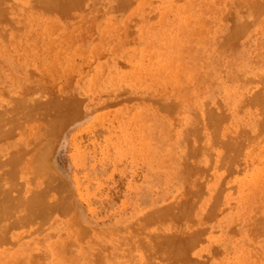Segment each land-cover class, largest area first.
<instances>
[{
    "label": "rangeland",
    "instance_id": "1",
    "mask_svg": "<svg viewBox=\"0 0 264 264\" xmlns=\"http://www.w3.org/2000/svg\"><path fill=\"white\" fill-rule=\"evenodd\" d=\"M95 1L96 3L83 0L84 3L81 1L80 7L71 10L72 13L68 12L69 17L58 14V19L57 13L54 14L49 8L48 12L47 9L43 10L41 5L38 7L36 5L38 12L35 11L33 5L36 1L33 0L0 1V5L4 6H0V13L6 14L8 18L6 20L5 17V23H2L5 27L0 30V90H2L0 103L9 104L8 100L12 101L15 94H23L21 96H25L29 101L42 99L38 101L46 105L49 110L48 114L43 115L44 117L37 116L39 118L36 117L35 122L26 120L28 124L23 120L26 126L23 121L19 125L25 127L21 128L18 125L15 126L16 129L11 127L14 131H10L12 132L9 133L10 136L8 134L7 137H0V173L4 176L3 180L0 179V189L11 186L9 188L11 196L23 195L21 198H29L35 190L39 191V188L42 190L48 186L50 189L47 194H50L45 195L47 198L44 196L48 204L61 205L58 204L56 209H54L56 205L45 209L36 216H30L32 209L30 205L23 207L24 205L18 200L17 205L4 206L13 211L4 212L3 207L0 208V262L8 257L12 258L13 264H142L140 262L144 264L198 262L199 264L201 261V264H241L236 260V255L242 251L247 264H264V170L260 172L259 179L255 183H250L251 176H254V172L259 167L258 164L264 166V147H261L264 145V137L259 131L264 132V124L261 126L260 123L264 118V106L257 103H246L245 106L241 101L239 106L233 107L231 100L235 99V95L230 97L232 95L229 93L231 90L232 94L241 92L245 97H251L255 92L264 94V0H259L261 2L258 3L256 2L258 0L253 1L252 5L242 0H220L221 3L218 0H153V2L128 0L130 4L124 3L123 9L112 5L109 0ZM81 5H84V8ZM254 5L257 9H253ZM225 8L230 10L226 11ZM40 9L44 13L40 14ZM255 11L259 13L256 14ZM45 12L49 13V16ZM52 14L57 19V21L54 19L53 22L56 24L53 23V26ZM31 16L34 19L30 18ZM186 16L189 21V31H183L178 35L182 39L178 55L175 47L165 48L163 45L159 46L156 41L150 42L151 37H157L155 35H165L168 38L176 31L177 20ZM47 17L48 19L50 17V20ZM137 18L141 20L138 21ZM29 21L32 23L30 24ZM34 23L36 26H33ZM64 23L68 29L63 25ZM236 27L240 29L242 35L238 36ZM42 47L45 50H41ZM49 48L52 50L50 51ZM157 52L159 54H156ZM166 54L171 55L170 59L174 67H178L177 70H172L174 73L161 69L159 75L147 77L143 75L144 78L129 79L132 63H140L146 67L148 57L155 62L159 57L164 58ZM52 56H56V59ZM51 62L53 64H50ZM124 65L127 68L123 67ZM68 66L72 67L70 72L65 70ZM52 70L58 76L52 73ZM44 78L48 83H44ZM123 90L127 91L123 92ZM161 98L167 103L172 99V103L175 100L177 102L168 104L171 105L170 107L168 105L160 107L156 101ZM50 106H53V109ZM69 106L77 109H73L70 120L59 127L60 129H53V133L52 131V134L49 133L55 134L54 136L50 135L49 138V134L36 133L41 136L39 139L42 140V144L41 140L37 139V142L31 139L32 132L30 134L29 132L38 128V122L40 123L38 130L41 132L43 126H47L46 129L50 127L46 122L55 117L59 109L65 110ZM162 108H169V111ZM200 109L203 110V114ZM259 109L261 110L258 112ZM209 110L213 115L214 112L217 114L222 112L219 115L223 118L220 116L219 127L217 124L218 128L214 129L215 131L209 130L206 134L208 128L205 130L198 125H201L199 124L201 118L205 117V113ZM261 111L263 114H259ZM248 115L252 118V122L255 121L253 128L249 126L251 122L248 120ZM40 121L46 122L41 124ZM33 123L36 128L32 127ZM242 128L244 131L241 130ZM246 130L252 133L248 134ZM22 131L24 134L21 133ZM237 135L242 137L241 140ZM242 135L246 138L243 139ZM257 137L261 140H257ZM236 138L237 142L234 141ZM231 140L234 143L230 145L228 141ZM242 140L246 146L241 143ZM256 140L259 143H256ZM24 141L29 142L24 143ZM35 143L39 144L35 146ZM40 144L43 150L45 148V153L43 154L42 151V162L37 168V163H34L35 161L32 163L30 155L42 150ZM17 145H21L23 149L28 145L26 148L29 150L25 153L26 156L23 155L28 159L24 158V160L22 157L24 163L17 161L13 174L7 177L4 173L8 170L6 158L10 156L9 153H14L19 148ZM31 146L36 149H32ZM237 149L240 150L239 154L236 153ZM226 156L230 157L226 158ZM46 157L47 159H44ZM44 161L48 166L44 165ZM219 161L225 163L220 164ZM232 161L235 163L233 164ZM232 165H235L234 168ZM236 165L244 170L241 171ZM250 169L254 174L248 177ZM183 203V206L188 207L190 211L185 216L180 213L184 209ZM19 207L21 209L18 210ZM173 208H176L174 212ZM206 211H210L208 212L210 214ZM183 217H186V220ZM171 232L173 235L170 234ZM186 232L194 233V237L195 234L199 236L194 238L197 241H193L191 247L189 245L186 252L187 260L184 258L175 260L169 249L179 244L181 240L178 238L186 236ZM155 235H159L157 237L159 242L165 239L169 240L168 243L158 242L156 246L153 242ZM164 235H167V238H164ZM157 255L161 256L156 257ZM152 257L155 259L153 260Z\"/></svg>",
    "mask_w": 264,
    "mask_h": 264
},
{
    "label": "bare ground",
    "instance_id": "2",
    "mask_svg": "<svg viewBox=\"0 0 264 264\" xmlns=\"http://www.w3.org/2000/svg\"><path fill=\"white\" fill-rule=\"evenodd\" d=\"M0 1H2V0H0ZM33 1H36V3H34L35 5H33L34 7L37 5V7L39 6V5H41V7L43 8V10H45V9H47V12H48V8L49 9H51V10H53L52 12L55 14V13H57L56 15H57V19L59 18L58 16V14H62L63 16L65 15V17H67V15H68V17H69V14L70 13H72L71 12V10H76V7H78L79 5H80V2L82 1L83 2V0H33ZM90 1H93V3H96V1L95 0H90ZM95 1V2H94ZM128 0H109V2H112V5L114 4V6H120V7H122L121 9H123V7H124V3H126ZM130 1V0H129ZM217 1V0H216ZM215 1V2H216ZM223 1H227V0H223ZM235 1V0H234ZM241 1V0H240ZM253 1H256V0H242V2H244V3H246V4H248V5H252V4H254V2ZM81 2V3H82ZM133 2H135V1H133ZM143 2H144V0H143ZM152 2H153V0H152ZM218 2L219 3H221L220 2V0H218ZM257 3L258 2H261V1H256ZM264 2V1H263ZM263 2H262V5H263ZM84 3V2H83ZM91 3V2H90ZM105 3V2H104ZM128 3V2H127ZM126 3V4H127ZM234 3V2H233ZM0 4H1V2H0ZM125 4V6H127L128 4H130V3H128L127 5ZM144 4H146V3H144ZM225 4V3H224ZM227 4V3H226ZM235 4V3H234ZM237 4V3H236ZM238 4H240V3H238ZM260 4V3H259ZM88 5H89V2H88ZM257 6H258V4H256ZM256 5H254V8L253 9H257V8H255V6ZM1 6V5H0ZM17 6V5H16ZM29 6V5H28ZM82 6V5H81ZM84 6V5H83ZM82 6V7H83ZM90 6V5H89ZM100 6V5H99ZM109 6V5H108ZM130 6V5H129ZM128 6V7H129ZM208 6H210V5H208ZM233 6V5H232ZM240 6H243V5H240ZM1 7H4L3 5L1 6ZM12 7V6H11ZM10 7V8H11ZM32 7V6H31ZM40 7V8H41ZM80 7V6H79ZM112 7V6H111ZM229 7V6H228ZM245 7V6H244ZM249 7V6H248ZM259 7V6H258ZM9 8V9H10ZM24 8V7H23ZM75 8V9H74ZM84 8V7H83ZM95 8V7H94ZM113 8V7H112ZM211 9H212V7H210ZM250 8H252V7H250ZM14 9H16V8H14ZM32 9V8H31ZM119 9V8H118ZM226 9V8H225ZM224 9V10H225ZM241 9V8H240ZM252 9V10H253ZM2 10V9H1ZM11 10H13V9H11ZM24 10V9H23ZM34 10V9H33ZM37 10V8L35 7V11ZM43 10H39V11H41V13L40 14H42V13H44L43 12ZM79 10H80V8H79ZM84 10V9H83ZM85 10H86V8H85ZM126 10V9H125ZM204 10V9H203ZM228 10H230V9H226V11H228ZM242 10V9H241ZM259 10H260V8H259ZM258 10V11H259ZM263 10V9H262ZM15 11V10H14ZM77 11H78V9H77ZM98 11V10H97ZM225 11V12H226ZM254 11V10H253ZM257 11V12H258ZM1 12V11H0ZM3 12H4V10H3ZM7 12H9V11H7ZM32 12V11H31ZM34 12V11H33ZM37 12H38V10H37ZM51 12V13H52ZM68 12H70L69 14H68ZM84 12V11H83ZM94 12V11H93ZM161 12H162V10H161ZM160 12V13H161ZM185 12V11H184ZM208 12V11H207ZM214 12V11H213ZM212 12V13H213ZM230 13H231V11H229ZM228 12V13H229ZM242 12V11H241ZM256 12V11H255ZM257 12H256V14H257ZM36 13V12H35ZM86 13V12H85ZM101 13V12H100ZM217 13H218V11H217ZM259 13V12H258ZM4 13H0V30H3L4 29V27H5V24H2L4 21H6L8 18L6 17V14L5 15H3ZM39 14V13H38ZM45 14H46V12H45ZM54 14H52V23H51V25L53 26L54 24L53 23H55V22H53L54 21V19H55V15ZM223 15H225V14H227V12L224 14V13H222ZM13 15V14H12ZM28 15V14H27ZM46 15H48L49 16V13H47ZM74 15V14H73ZM145 15V14H144ZM143 15V16H144ZM154 15H156V14H154ZM216 15V14H215ZM229 15H231V14H229ZM71 16V15H70ZM75 16V15H74ZM135 16V15H134ZM151 16H153V14L151 15ZM151 16H149V17H151ZM227 16H228V14H227ZM234 16V15H233ZM5 17H6V20H5ZM42 17H46V16H42ZM73 17V16H72ZM161 17H163V12L161 13ZM221 17H222V15H221ZM221 17H220V19H221ZM11 18V17H10ZM30 18H32V19H34L32 16L30 17ZM62 17H60V19H61ZM134 18V17H133ZM136 18V17H135ZM152 18V17H151ZM180 18V17H179ZM187 16L186 17H184V18H182V19H178L177 20V26H176V28H175V32L174 33H172V35H170L168 38L165 36V35H155V36H157L156 38L155 37H151V40H150V42H153V41H156L157 42V44L159 45V46H161V45H163L165 48L166 47H169V46H172V47H175V48H177V55L179 54V52H180V47L182 46V39L178 36L179 35V33H181V32H183V31H189V21H187ZM225 17H223V19H224ZM228 18V17H227ZM230 18V17H229ZM13 19V18H12ZM11 19V20H12ZM47 19H48V17H47ZM57 19H55L56 21H57ZM138 19V21H140L139 20V18H137ZM48 20H50V17H49V19ZM200 20V19H199ZM32 21V20H31ZM201 21V20H200ZM204 21H205V19H204ZM58 22H60V21H58ZM77 22V21H76ZM214 22V21H213ZM5 23V22H4ZM12 23V22H11ZM22 23H23V21H22ZM29 23L31 24L32 22H30L29 21ZM202 23H203V21H202ZM15 24V23H14ZM14 24H13V26H14ZM16 24H18L17 22H16ZM42 24V23H41ZM40 24V25H41ZM47 24V23H46ZM46 24L44 25V26H46ZM56 24V23H55ZM59 25L61 24V23H58ZM65 24L66 23H64L63 25L65 26ZM70 24V23H69ZM131 24V23H130ZM165 24V23H164ZM206 24V23H205ZM240 24V23H239ZM38 25V24H37ZM49 25V24H48ZM62 25V24H61ZM60 25V26H61ZM109 25V24H108ZM33 26H36L35 25V23H34V25ZM60 26H58V27H60ZM133 26V25H132ZM242 26H244L245 27V25H242ZM242 26L240 27L239 26V28H241V29H243L242 28ZM39 27V26H38ZM41 27V26H40ZM39 27V28H40ZM66 27V26H65ZM68 27V26H67ZM66 27V28H67ZM82 27V26H81ZM238 27V26H237ZM236 27V28H237ZM45 28V27H44ZM46 28H48V27H46ZM61 28V27H60ZM65 28V29H66ZM233 28H235V26L233 27ZM18 29V28H17ZM16 29V30H17ZM50 29V28H49ZM68 29V28H67ZM9 30H11V29H9ZM41 30V29H40ZM44 30V29H43ZM50 30H52V29H50ZM59 30V29H58ZM70 30V29H69ZM91 30H93V29H91ZM114 30V29H113ZM204 30V29H203ZM232 31H233V29H231ZM230 30V31H231ZM236 30V29H235ZM237 30H238V28H237ZM236 30V31H237ZM244 30V29H243ZM242 30V31H243ZM18 31V30H17ZM25 31V30H24ZM53 31H54V29H53ZM56 31V30H55ZM128 31V30H127ZM130 31H131V29H130ZM136 31V30H135ZM141 31H143V30H141ZM140 31V32H141ZM240 31V29L238 30V32ZM7 32H8V30H7ZM11 32V31H10ZM21 32V31H20ZM59 32V31H58ZM63 32V31H62ZM61 32V33H62ZM93 32V31H92ZM133 32V31H132ZM144 32V31H143ZM228 32V31H227ZM33 33V32H32ZM37 33V32H36ZM39 33H40V31H39ZM38 33V34H39ZM46 33L47 34H49L48 33V31L46 30ZM52 33V32H51ZM57 33V32H56ZM60 33V34H61ZM67 33V32H66ZM230 33H232V32H230ZM234 33V32H233ZM242 33V32H241ZM25 34V33H24ZM34 34V33H33ZM128 34V33H127ZM134 34V33H133ZM161 34H163V33H161ZM8 35V34H7ZM35 35V34H34ZM45 35V34H44ZM240 35H242V34H240V32H239V35L238 36H240ZM3 36V35H2ZM11 36V35H10ZM28 36V35H27ZM49 36V35H48ZM51 36V35H50ZM58 36V35H57ZM86 36V35H85ZM84 36V37H85ZM236 37H237V34L235 35ZM35 37V36H34ZM19 38V37H18ZM36 38V37H35ZM49 38V37H48ZM83 38V37H82ZM28 39V38H27ZM39 39V38H38ZM46 39V38H45ZM50 39V38H49ZM55 38H53V41H55L54 40ZM87 39V38H86ZM32 40V39H31ZM37 40V39H36ZM67 41H70L69 39H66ZM76 40V39H75ZM130 40V39H129ZM161 40V41H160ZM38 41H40V40H38ZM56 41H57V39H56ZM85 41V40H84ZM78 42V41H77ZM109 42H110V40H109ZM123 42H124V40H123ZM2 43V42H1ZM27 43V42H26ZM45 43V42H44ZM48 43V42H47ZM57 43V42H56ZM68 43V42H67ZM9 44V43H8ZM28 44V43H27ZM49 44V43H48ZM51 44H52V42H51ZM123 44L124 43H122V46H123ZM146 44V43H145ZM38 45H40V44H38ZM42 45H43V42H42ZM41 45V46H42ZM50 45V44H49ZM52 45H54V43L52 44ZM65 45V44H64ZM26 46V45H25ZM46 46V45H45ZM60 46V45H59ZM9 47V46H8ZM20 47V46H19ZM44 47V46H43ZM42 47V49L41 50H43L44 48ZM62 47V46H61ZM108 47V46H107ZM3 48V47H2ZM26 48H28L27 46H26ZM52 48H54V46H52ZM52 48L50 49V51L52 50ZM63 48V47H62ZM74 48V47H73ZM142 49V48H141ZM34 50H36V49H34ZM45 50V49H44ZM64 50V49H63ZM19 51V50H18ZM38 51V50H37ZM39 51H40V49H39ZM65 51V50H64ZM63 51V52H64ZM74 51V50H73ZM139 51H141V50H139ZM75 52V51H74ZM36 54V53H35ZM70 54V53H69ZM113 54V53H112ZM156 54H159V52H157ZM30 55V54H29ZM38 55H40V54H38ZM46 55V54H45ZM54 55V54H53ZM59 55V54H58ZM139 55H140V53H139ZM25 56V55H24ZM37 56V55H36ZM65 56H66V54H65ZM69 56H71V55H69ZM73 56H74V54H73ZM123 56V55H122ZM170 56L171 55H169V54H166L165 56H164V58H158L157 60H155V62H152L151 60H150V57H148V59H149V61H148V63H147V65H146V67H144L143 65H141L140 63H132L133 64V67L132 68H130L131 70H130V76H129V79L130 78H139V77H143V75H146V77L147 76H151V75H159L160 74V71H161V69H163V70H166L167 72H169V73H172L173 71H175V70H177L178 69V67H174V64L172 63V61H171V59H170ZM16 57H18V56H16ZM22 57V56H21ZM20 57V58H21ZM26 57V56H25ZM46 57V56H45ZM52 57H54V56H52ZM56 57V56H55ZM54 57V58H55ZM62 57V56H61ZM36 58V57H35ZM38 58V57H37ZM43 58H44V56H43ZM59 58V57H58ZM73 58V57H72ZM90 58V57H89ZM56 59V58H55ZM64 59H66V58H64ZM69 59V58H68ZM19 60V59H18ZM37 60V59H36ZM35 60V61H36ZM61 60V59H60ZM86 60V59H85ZM132 60V59H131ZM1 61V60H0ZM45 61V60H44ZM43 61V62H44ZM59 61V60H58ZM62 61V60H61ZM65 61H67V60H65ZM72 61V60H71ZM70 60H69V62H71ZM40 62V61H39ZM60 62V61H59ZM86 62V61H85ZM88 62V61H87ZM49 63V62H48ZM64 63H66V64H68L67 62H64ZM72 63H73V61H72ZM118 63V62H117ZM120 63V62H119ZM125 65H126V63L125 62H123ZM36 64V63H35ZM50 64H53L52 62L50 63ZM60 64H61V62H60ZM84 64V63H83ZM132 64H131V66H132ZM37 65V64H36ZM40 65V64H39ZM46 65V64H45ZM75 64H73V66H74ZM86 65H89V64H86ZM123 66V67H126V66ZM176 65V64H175ZM4 66V65H3ZM70 66V65H69ZM69 66L67 67V69H65L66 71H69V70H71V68H69ZM83 66V65H82ZM130 66V65H129ZM121 67V66H120ZM40 68V67H39ZM45 68V67H44ZM74 68H76L75 66H74ZM78 68V67H77ZM80 68H83V67H80ZM127 68V67H126ZM30 69V68H29ZM32 69V68H31ZM53 69H54V67H53ZM51 70V69H50ZM61 70H62V68H61ZM61 70H59V71H61ZM73 70V69H72ZM173 70V71H172ZM39 71L41 72V70L39 69ZM44 71V70H43ZM46 71V70H45ZM49 71V70H48ZM47 71V72H48ZM64 71V70H63ZM62 71V72H63ZM78 71H79V69H78ZM104 71V70H103ZM28 73H29V71H27ZM54 71L52 70V73H53ZM70 72V71H69ZM30 73H31V70H30ZM34 73L36 74V72L34 71ZM33 73V74H34ZM44 73H46V72H44ZM51 73V72H50ZM51 73V75H53ZM55 73V72H54ZM64 73H65V71H64ZM63 73V74H64ZM67 73V72H66ZM77 73V72H76ZM104 73V72H103ZM174 73V72H173ZM176 73V72H175ZM37 74H38V72H37ZM42 74V73H41ZM40 74V75H41ZM56 74V73H55ZM60 74V73H59ZM12 76H13V74H11ZM57 75V74H56ZM175 75H177V74H175ZM35 76V75H34ZM44 76H45V74H44ZM58 76V75H57ZM71 76V75H70ZM72 76H74V73H73V75ZM31 78V77H30ZM52 78V77H51ZM65 78V77H64ZM144 78V77H143ZM33 79V78H32ZM40 79V78H39ZM45 79V82L44 83H48V82H46V78H44ZM66 79V78H65ZM171 79V78H170ZM172 79H173V77H172ZM147 80V79H146ZM243 80V79H242ZM20 81V80H19ZM96 81V80H95ZM254 80H252V82H253ZM69 82V81H68ZM245 82H246V80H245ZM17 85V84H16ZM22 85V84H21ZM153 85V84H152ZM41 86H43V85H41ZM50 86V85H49ZM259 87H261V85L259 86ZM3 88V87H2ZM20 88H22V87H20ZM43 88H44V86H43ZM47 88V87H46ZM51 88V87H50ZM96 88V87H95ZM127 88V87H126ZM163 88V87H162ZM48 89H49V87H48ZM128 89V88H127ZM44 90V89H43ZM50 90V89H49ZM96 90H98V89H96ZM162 90V89H161ZM1 92H2V90H0ZM9 91V90H8ZM46 91H47V89H46ZM127 91V90H126ZM125 90H123V92H126ZM251 91V90H250ZM255 91V90H254ZM3 92H5V90H3ZM23 92V91H22ZM244 92V91H243ZM249 92V91H248ZM252 92V91H251ZM19 93V92H18ZM21 93V92H20ZM48 93V92H47ZM100 93V92H99ZM163 93H165V92H163ZM174 93V92H173ZM229 93L232 95V96H230V97H233V95H235L234 96V100H231V103H232V105H233V107H237V105L239 106L240 104H239V102H241L242 101V103H245V104H242V105H245L246 106V103H248V104H252V103H257V104H262L261 106H264L263 105V103H264V97L262 96V95H264V94H262V92H261V94L260 93H257V92H255L254 94H251L252 96L251 97H249V96H247V97H245L244 95H243V93H239V92H236V93H233L232 94V90H231V92L229 91ZM6 94H7V92H6ZM5 94V95H6ZM10 94H12V93H9V95ZM49 94V93H48ZM111 94V93H110ZM175 94V93H174ZM244 94H245V92H244ZM21 95H23V94H15V98L14 99H12V101H9L8 100V102H10L9 104H7V103H4V105L2 104V103H0V137H7V135L9 134V133H12V132H10L11 130L12 131H14L13 129H16V127L15 126H20L19 124L24 120L25 122H27L26 120H30L29 122H31L32 123V121H34V119L36 120L37 118H39L41 115L43 116L44 114H48V112H49V110L47 109V107H46V105L44 106L43 105V103H41L40 101H38V100H41L42 101V99H36L35 101L33 100V101H29V99L28 98H26L25 96L23 97V96H21ZM107 95V94H106ZM105 95V96H106ZM117 95H118V93H117ZM125 95V94H124ZM248 95V94H247ZM2 96H3V93H2ZM7 96V95H6ZM17 96V97H16ZM44 96V95H43ZM50 96V95H49ZM9 98H10V96H8ZM13 97H14V94H13ZM51 97V96H50ZM63 97V96H62ZM127 97V96H126ZM6 98V97H5ZM60 98V97H59ZM127 98H129V97H127ZM131 98V97H130ZM142 98H144V97H142ZM148 98V97H147ZM163 98V97H162ZM161 98V99H162ZM247 98V99H246ZM49 99V98H48ZM51 99V98H50ZM56 99V98H55ZM62 99V98H61ZM150 99V98H149ZM158 100L157 99V101H156V103H157V105H159L160 107H162V106H164V107H166L168 104H174L175 102H177L176 100H175V102L174 103H172V101H173V99H172V101L170 102V103H167V101H164V99H162V100ZM171 99V98H170ZM46 100V99H45ZM59 100V99H58ZM67 100V99H66ZM137 100V99H136ZM145 100V99H144ZM54 101V100H53ZM52 101V102H53ZM131 101V100H130ZM146 101V100H145ZM144 101V102H145ZM170 101V100H169ZM181 101V100H180ZM47 102H49V101H47ZM45 103V102H44ZM51 103V102H50ZM47 104V103H46ZM67 104V103H66ZM72 104V103H71ZM180 104V103H179ZM48 105V104H47ZM101 105V104H100ZM103 105V104H102ZM178 105V104H177ZM254 105V104H253ZM169 106V105H168ZM171 106V105H170ZM169 106V107H170ZM196 106V105H195ZM244 106V107H245ZM51 107V106H50ZM53 107V106H52ZM51 107V109H53ZM56 107V106H55ZM63 107V106H62ZM74 107V106H73ZM72 106H69L68 108H66L65 110L64 109H59L57 112H56V115H55V117H52L50 120H48V122H46L47 123V125H48V127L49 128H45V127H47V126H43V129H42V131L40 132V130H38L39 129V122H38V128H36L35 126V123H33V125L34 126H32V127H35L36 129H34V130H32V131H30L29 132V134L32 132V136H31V139L32 140H36L37 142H38V140H41V139H39L41 136H39V135H41V134H39V133H42L43 135L45 134H49V133H51V131L54 129H56L57 130V128L58 129H60L59 127H61L65 122H68L69 120H70V118H71V112L73 111V108ZM174 107H176L175 105H174ZM181 107V106H180ZM243 107V106H242ZM241 107V108H242ZM250 107V106H249ZM255 107V106H254ZM260 107V106H259ZM76 108V107H75ZM204 108V107H203ZM250 108H252V106L250 107ZM257 108H258V106H257ZM77 109V108H76ZM76 109H74V110H76ZM158 109V108H157ZM163 109V108H162ZM168 109V111H169V108H166V109H163V110H167ZM206 109V108H205ZM256 109V108H255ZM263 109V108H262ZM95 110H97V109H95ZM159 110V109H158ZM171 110H173L172 108H171ZM174 110H175V108H174ZM208 110V109H207ZM223 110H225V109H223ZM222 110V111H223ZM238 110V109H237ZM241 110V109H240ZM239 110V111H240ZM261 109H259L258 110V112L260 111ZM264 110V109H263ZM262 110V111H263ZM168 111H166V112H168ZM215 111V110H214ZM262 111L259 113V114H261L262 113ZM51 112H52V110H51ZM74 112V111H73ZM79 112V111H78ZM170 112H172V111H170ZM170 112H169V114H170ZM200 112H201V114H203V110L202 109H200ZM205 112H206V110H205ZM238 112V111H237ZM241 112H242V110H241ZM264 112V111H263ZM75 113H77V112H75ZM74 113V114H75ZM172 113H174V111L172 112ZM220 113H222V112H220ZM219 113V114H220ZM81 114V113H80ZM167 114V113H166ZM216 114V115H215ZM219 114H217V112L215 113L214 112V115H213V113L209 110V111H207V113H205V117H202L201 118V121H200V123L199 124H201V125H198L199 127H203V128H205V130L208 128V131L206 132V134H208V132H209V130L210 131H213L214 129L216 130L218 127H219V121L221 120L220 119V116L221 115H219ZM254 114H255V112H254ZM263 114V113H262ZM40 115V116H39ZM195 115H197V114H195ZM222 115H224V114H222ZM229 115V114H228ZM227 115V116H228ZM37 116H39V117H37ZM47 116V115H46ZM45 116V117H46ZM51 116V115H50ZM75 116V115H74ZM169 116V115H168ZM263 116V115H262ZM261 116V118H263ZM37 117V118H36ZM44 117V116H43ZM222 118H223V116H221ZM224 117H226V115H224ZM259 117V116H258ZM41 118V117H40ZM173 118V117H172ZM176 118V117H175ZM200 118V117H199ZM198 118V119H199ZM227 119H228V117H226ZM236 118V117H235ZM245 118V117H244ZM43 119V118H42ZM46 119V118H45ZM205 119V120H204ZM225 119V118H224ZM223 119V120H224ZM256 118H254V120H255ZM258 119V118H257ZM39 120V119H38ZM44 120V119H43ZM175 120V119H174ZM238 120V119H237ZM248 120L251 122V125H249V126H252V128H253V126H254V122H252V118L250 117V115H248ZM23 121V122H24ZM218 121V122H217ZM260 121V120H259ZM259 121L257 122V124L259 123ZM22 122V123H23ZM25 122H24V125L26 126V124H25ZM35 122V121H34ZM41 122V124H43V123H45V122H42V121H40ZM198 122V121H197ZM28 123V122H27ZM36 123H37V121H36ZM139 123V122H138ZM260 123H261V126L264 124V118L262 119V121H260ZM29 124V123H28ZM174 124V123H173ZM178 124V123H177ZM217 124H218V127H216L217 126ZM222 124V123H221ZM221 124H220V126H221ZM234 124V123H233ZM240 124H241V122H240ZM256 124V125H257ZM23 125V126H24ZM31 125V124H30ZM197 124H195V126H196ZM239 125V124H238ZM244 125V124H243ZM243 125L241 126V127H243ZM255 125V126H256ZM23 126H20L21 128L23 127ZM24 126V127H25ZM178 126V125H177ZM194 126V127H195ZM239 126V127H240ZM264 126V125H263ZM11 127H14L13 129H11ZM42 127V126H41ZM197 127V126H196ZM229 127V126H228ZM238 127V126H237ZM238 127V128H239ZM258 127H260V125L258 126ZM17 128H19V127H17ZM30 128V127H29ZM189 128H191V127H189ZM189 128H187L188 129V131L190 132V130H189ZM231 128V127H230ZM244 128V127H243ZM243 128L241 129V130H243ZM20 129V128H19ZM195 129H199V128H195ZM257 129V128H256ZM255 129V130H256ZM260 129V128H259ZM258 129V130H259ZM263 129H264V127H263ZM30 130H31V128H30ZM194 130V129H193ZM201 130V129H200ZM200 130H199V134H200ZM214 130V131H215ZM218 130H220V128L218 129ZM232 130V129H231ZM249 130V129H248ZM34 131V132H33ZM192 131V130H191ZM194 131H198V130H194ZM244 131V130H243ZM259 131H261V133H262V136L264 137V132H262V130H259ZM264 131V130H263ZM25 132H26V130H25ZM39 132V133H38ZM186 132V131H185ZM238 132H240V129H239V131ZM245 132H247L248 133V131L246 130ZM245 132H243V133H245ZM251 132V131H250ZM249 132V133H250ZM21 133H23V131L21 132ZM36 133H38L39 135H37ZM52 133H53V131H52ZM51 133V134H52ZM191 133V132H190ZM212 133V132H211ZM211 133H209V134H211ZM231 133H232V131H231ZM248 133V134H249ZM252 133V132H251ZM255 133H256V131H255ZM257 133H259V132H257ZM14 134V133H13ZM24 134V133H23ZM51 134H49V138L51 137V136H54L55 134H53V135H51ZM188 134V133H187ZM187 134H185V135H187ZM192 134V133H191ZM194 134H196L197 135V133H195L194 132ZM193 134V135H194ZM202 134V133H201ZM230 134V133H229ZM233 134H235V133H233ZM241 134V133H240ZM239 134V135H240ZM253 134H254V132H253ZM51 135V136H50ZM189 135V134H188ZM187 135V136H188ZM239 135H237V136H239ZM254 135H256V134H254ZM9 136H10V134H9ZM48 136V135H47ZM209 135H207V137H208ZM243 136V135H242ZM245 136V135H244ZM244 136H243V139H245L244 138ZM248 136V135H247ZM253 136V135H252ZM262 136L260 137V138H262ZM25 137H26V135H25ZM189 137V136H188ZM191 137V136H190ZM194 137L196 138V136L194 135ZM199 137H200V135H199ZM198 137V138H199ZM210 137H211V135H210ZM240 137V136H239ZM248 137H250V136H248ZM254 137H256V136H254ZM13 138V137H12ZM44 138V137H43ZM42 138V139H43ZM212 138V137H211ZM217 138V137H216ZM241 138L242 137H240V140H241ZM259 137H257V140H261ZM6 139V138H5ZM9 139V138H8ZM28 139V138H27ZM38 139V140H37ZM47 139V138H46ZM222 139V138H221ZM248 139V138H247ZM252 139V138H251ZM255 139V138H254ZM264 139V138H263ZM186 140V139H185ZM189 140H191L190 138H189ZM200 140V139H199ZM199 140H197L198 142H199ZM201 140H202V138H201ZM200 140V141H201ZM210 140H212V139H210ZM237 140V138L236 139H234V141L235 142H237L236 141ZM238 140H239V138H238ZM256 140V143L258 142L259 143V141H257ZM1 141H3V140H1ZM208 140H206V142H207ZM213 141V140H212ZM217 141H220V140H218L217 139ZM254 141V140H253ZM263 141V140H262ZM25 142H29V141H24V143ZM186 142V141H185ZM191 142V141H190ZM197 142V143H198ZM216 142V141H215ZM223 142V141H222ZM221 142V143H222ZM240 142V141H239ZM238 142V143H239ZM243 142V140L241 141V143ZM246 142V141H245ZM4 143V142H3ZM33 143V142H32ZM39 143H40V141H39ZM39 143H37V144H39ZM49 143V142H48ZM54 143V142H53ZM52 143V144H53ZM201 143V142H200ZM210 143H211V141H210ZM209 143V144H210ZM217 143V142H216ZM220 143V142H219ZM220 143V144H221ZM225 143H227V142H225ZM224 143V144H225ZM228 143L231 145L232 143H234V142H232V140L231 141H228ZM241 143H239V144H241ZM248 143V142H247ZM249 143L251 144V142H250V139H249ZM263 143H264V141H263ZM28 144V143H27ZM30 144V143H29ZM36 144V143H35ZM37 144L35 145V146H37ZM41 144H42V140H41ZM39 145V146H41V148H42V145ZM202 144V143H201ZM208 144V143H207ZM235 144H237V143H235ZM238 144V145H239ZM246 144V143H245ZM244 144V142H243V145H245ZM254 146H255V141H254ZM188 145V144H187ZM193 145V144H192ZM205 145V144H204ZM203 145V146H204ZM214 145V144H213ZM216 145V144H215ZM227 145V144H226ZM243 145H241L240 147H242V149H243ZM17 146H19V148H17L16 149V151L14 152V153H9V157H7V158H9L8 159V161H7V158H6V163L8 164V170L7 171H5L4 173L5 174H7V177L10 175V177H11V175L13 174V172H14V167L15 166H17L16 165V162L17 161H23L22 160V157H23V155L24 156H26L25 155V153L26 152H28V150L29 149H27L26 147H28V145L26 146V147H24V149L21 147V145H17ZM39 146H38V150H39ZM220 146V145H219ZM229 146V145H228ZM227 146V147H228ZM233 146H234V144H233ZM246 146V145H245ZM253 146V147H254ZM260 146V145H259ZM32 147V146H31ZM191 147V146H190ZM195 147H197V145H195ZM194 147V149H196ZM199 147V146H198ZM234 147H236V146H234ZM247 147H248V145H247ZM246 147V148H247ZM250 147V146H249ZM261 147H264V145H261ZM261 147H259V148H261ZM187 148V147H186ZM205 148V147H204ZM207 148V147H206ZM210 148H211V146H210ZM218 148V147H217ZM222 148V147H221ZM239 148V147H238ZM245 148V147H244ZM255 148V147H254ZM32 149H36V148H34V147H32ZM31 148H30V150H32ZM193 149V150H194ZM233 149H235V148H233ZM241 149V150H242ZM249 149V148H248ZM247 149V150H248ZM51 150V149H50ZM230 150V149H229ZM238 151H236V153H240V150L239 149H237ZM247 150H244V152H246ZM253 150V149H252ZM256 149H254V151H255ZM14 151V150H13ZM34 151H36V150H34ZM42 151H43V154L45 153V148H44V150H43V148H42V150L40 149L39 151H36L38 154H36V152L35 153H32L33 155L35 154V157L33 158V155H30V156H32L30 159H31V161H32V163H33V161H35L34 163H37L36 164V166H37V168H39V164H40V162H42ZM192 151V150H191ZM196 151V150H195ZM199 151V150H198ZM224 151H225V149H224ZM79 152H81V151H79ZM244 152H242V153H244ZM258 152V151H257ZM31 153V152H30ZM82 153V152H81ZM192 153H194V152H192ZM214 153V152H213ZM231 153V152H230ZM229 153V154H230ZM234 153V152H233ZM29 154V153H28ZM200 154V153H199ZM215 154V153H214ZM78 155V154H77ZM216 155V154H215ZM224 155H228V154H225L224 153ZM224 155H222V156H224ZM230 155H232V153L230 154ZM243 155V154H242ZM242 155H238V156H242ZM244 155H245V153H244ZM243 155V156H244ZM29 156V157H30ZM81 156V155H80ZM222 156H220V157H222ZM233 156V155H232ZM194 157V156H193ZM227 157H230V156H226V158ZM249 157V156H248ZM28 159V158H26V157H23V159ZM211 158V157H210ZM214 158V157H213ZM225 158V157H224ZM223 158V159H224ZM238 158V157H237ZM237 158H235V160H238L239 158H241V157H239L238 159ZM243 158V157H242ZM21 159V160H20ZM24 159V160H25ZM44 159H47V157L46 158H44ZM183 159V158H182ZM222 158H220V160H221ZM229 159H232V158H229ZM229 159H227V160H229ZM183 160H185V159H183ZM225 160V159H224ZM233 160V159H232ZM234 160V161H235ZM241 160V159H240ZM27 161V160H26ZM38 161V162H37ZM48 161V160H47ZM239 161V160H238ZM237 161V162H238ZM25 161H23V163H24ZM186 162V161H185ZM220 162V161H219ZM227 162V161H226ZM233 162V161H232ZM5 163V164H6ZM29 163V165L30 164H32V163H30V162H28ZM49 163V162H48ZM193 163V162H192ZM221 163H225V161H221L220 162V164ZM235 162H233V164H234ZM244 163H245V159H244ZM248 163V162H247ZM246 163V164H247ZM260 163V162H259ZM18 164H20L21 165V163H19L18 162ZM46 164V162L44 161V165ZM219 164V165H220ZM229 164H230V162H229ZM228 164V165H229ZM237 164V163H236ZM263 164V163H262ZM15 165V166H14ZM47 165V164H46ZM251 165V164H250ZM259 165V167L257 168V171L256 172H254V173H251V169H250V171L248 170V172H249V176L248 177H250V175H253L254 174V176H251L252 177V179H250V183L251 184H253V183H255V181L256 180H258L259 179V175H260V172L261 171H263L264 170V166L263 167H261L260 166V164H258ZM2 166V165H1ZM32 166H33V164H32ZM31 166V167H32ZM40 166H42V165H40ZM48 166V165H47ZM51 166V165H50ZM186 166V165H185ZM200 166H202V165H200ZM199 166V167H200ZM229 166H231V165H229ZM233 166V165H232ZM235 166V165H234ZM234 166H233V168H234ZM237 166V165H236ZM241 166V165H240ZM244 166H245V164H244ZM247 166V165H246ZM34 167H35V164H34ZM43 168H46V166H42ZM187 167V166H186ZM198 167V168H199ZM16 168H18V167H16ZM33 168V167H32ZM37 168H35V170H37ZM182 168V167H181ZM184 168V167H183ZM189 168V167H188ZM197 168V167H196ZM201 168V167H200ZM208 168V167H207ZM210 168H211V166H210ZM221 168H224V167H221ZM228 167H226V169H227ZM237 168H240V167H238L237 166ZM245 168V167H244ZM250 168V167H249ZM190 169V168H189ZM194 169V168H193ZM225 169V170H226ZM244 170L243 168H240V170ZM18 170H19V168H18ZM17 170V171H18ZM45 170V169H44ZM188 170V169H187ZM196 170V169H195ZM241 170V171H242ZM246 170V169H245ZM192 171V170H191ZM200 171V170H199ZM198 171V172H199ZM207 171V170H206ZM237 171V170H236ZM247 171V170H246ZM18 172H20V171H18ZM33 172V171H32ZM49 172V171H48ZM197 172V173H198ZM248 172H247V174H248ZM195 173V172H194ZM196 173V174H197ZM251 173V174H250ZM17 174V173H16ZM50 174V173H49ZM185 174H187V173H185ZM232 174V173H231ZM234 174V173H233ZM237 174H239V173H237ZM241 174V173H240ZM45 175V174H44ZM47 175V174H46ZM194 175V174H193ZM246 175V174H245ZM16 176V175H15ZM50 176H52V175H50ZM60 176V175H59ZM47 177V176H46ZM184 177V176H183ZM6 178V177H5ZM184 178H186V177H184ZM192 178V177H191ZM0 179L1 180H3L4 179V176H2V174L0 173ZM62 179V178H61ZM187 179V178H186ZM199 179V178H198ZM46 180V179H45ZM246 180H248V179H246ZM55 181V180H54ZM193 181V180H192ZM196 181V180H195ZM195 181H193V182H195ZM225 181V180H224ZM7 182V181H6ZM5 182V183H6ZM198 183H200V181H197ZM19 183V182H18ZM18 183H16V185L18 184ZM33 183V182H32ZM47 183H49L48 182V180H47ZM51 183H53V182H51ZM59 183V182H58ZM188 183H190V182H188ZM202 183V182H201ZM200 183V184H201ZM4 184V183H3ZM20 184V183H19ZM45 184V183H44ZM63 184V183H62ZM33 185H34V183H33ZM46 185H48V184H46ZM237 185V184H236ZM50 186H52V185H50ZM194 186V185H193ZM238 186V185H237ZM5 187V186H4ZM185 187V186H184ZM188 187V186H187ZM186 187V188H187ZM196 187V186H195ZM3 188V187H2ZM9 188H11V186L9 187ZM9 188H7V189H5V188H3V189H0L1 190V192H0V208H2L3 207V210H4V212H6V211H9V210H12V209H9V208H6V207H4V206H13V205H17V203H16V201L18 200V202L19 203H22L24 206L23 207H25V205H30V208H32L31 209V214H30V216L31 215H33V216H36V215H39V213H41V211H45V209H49V208H51V207H53V206H57V207H55L54 209H56V208H58V204L60 205V203H56L55 205L54 204H48V202H47V199H45V198H47L45 195L47 194V191L50 189V188H48V186H46L44 189H42V190H40V188H39V191H37V190H35V192H33L32 194H30V197L29 198H27V197H25V198H21L22 196H20V197H16L15 195L14 196H11L12 194L10 193L11 192V190L9 189ZM59 188H61V187H59ZM191 188V187H190ZM196 188H198V187H196ZM238 189H239V186L237 187ZM14 189V188H13ZM68 189V188H67ZM189 189V188H188ZM9 190H10V192H9ZM240 190V189H239ZM65 191V190H64ZM217 191V190H216ZM50 192V191H49ZM55 192V191H54ZM11 195H10V194ZM193 193H195V191L193 192ZM235 193H236V191H235ZM234 193V194H235ZM48 194H50V193H48ZM47 194V195H48ZM198 194H199V192H198ZM197 194V195H198ZM216 194V193H215ZM57 195V194H56ZM61 195V194H60ZM71 195V194H70ZM188 195H190V194H188ZM44 196H45V198H44ZM185 196V195H184ZM195 196V194H193V197ZM221 196V195H220ZM59 197V196H58ZM66 197V196H65ZM64 197V198H65ZM68 197V196H67ZM70 197V196H69ZM72 197V196H71ZM186 197V196H185ZM184 197V198H185ZM218 198H219V196H217ZM197 198V197H196ZM217 198V199H218ZM66 199V198H65ZM183 199V198H182ZM198 199V198H197ZM213 199V198H212ZM257 199V198H256ZM261 199V198H260ZM196 200V199H195ZM215 200V199H214ZM213 200V201H214ZM56 201V200H55ZM65 201H69V200H65ZM174 201V200H173ZM213 201L211 202V203H213ZM219 201V200H218ZM56 202H58V201H56ZM61 202H62V199H61ZM64 202V201H63ZM182 202V201H181ZM180 202V203H181ZM185 202V201H184ZM194 202V201H193ZM220 202H222V201H220ZM51 203H53V202H51ZM70 203V202H69ZM68 203V204H69ZM175 203V202H174ZM217 204V203H216ZM221 204V203H220ZM219 203H218V205H220ZM229 204H230V202H229ZM65 205V204H64ZM64 205H63V207H64ZM173 205V204H172ZM184 205V203L182 204V206ZM192 205H193V203H192ZM194 205H195V203H194ZM217 205V206H218ZM10 206V207H11ZM37 206V207H36ZM61 206V205H60ZM70 206V205H69ZM165 206V205H164ZM169 206H171V204L169 205ZM181 206V207H182ZM196 206V205H195ZM194 206V208H196ZM211 206V205H210ZM212 206H215L216 207V205H212ZM256 206H260V205H256ZM160 208V207H159ZM163 208V207H162ZM167 208V207H166ZM182 208H184V209H182L183 211H179L181 214H184V216H185V214H187L188 213V211H189V208L188 207H186V206H183ZM192 208V207H191ZM207 208H209V207H207ZM212 208V207H211ZM211 208H210V211H212L211 210ZM233 208V207H232ZM231 208V209H232ZM18 210L19 209H21L20 207L19 208H17ZM25 209V208H24ZM65 209V208H64ZM168 209V208H167ZM213 209V208H212ZM216 209V208H215ZM214 209V210H215ZM226 209V208H225ZM252 209H254V206H253V208ZM257 209H259V208H257ZM174 210H176V208L174 209L173 208V212H174ZM179 210V209H178ZM181 210V209H180ZM192 210V209H191ZM13 211V210H12ZM210 211H208V212H210ZM256 211H258V210H256ZM163 212L165 213V211L163 210ZM162 212V213H163ZM178 212V211H177ZM178 212V213H179ZM190 212V211H189ZM207 212V211H206ZM206 212H205V214H206ZM207 212V213H208ZM214 211H212L211 213H213ZM14 213H15V211H14ZM150 213V212H149ZM163 213V214H164ZM170 213H172V212H170ZM169 213V214H170ZM193 213V212H192ZM216 213V212H215ZM254 213V212H253ZM6 214V213H5ZM160 214V213H159ZM166 214V213H165ZM180 214V215H181ZM208 214H210V213H208ZM28 215V214H27ZM151 215H152V213H151ZM150 215V216H151ZM176 215H177V213H176ZM189 215H190V213H189ZM188 215V216H189ZM193 215V214H192ZM254 215V214H253ZM147 216V215H146ZM150 216H149V220H151L150 219ZM160 216H163V215H161L160 214ZM167 216V215H166ZM166 216H164V217H166ZM170 216V215H169ZM181 216H183V215H181ZM191 216V215H190ZM3 217V216H2ZM152 217H153V215H152ZM173 217V216H172ZM176 217V216H175ZM31 218V217H30ZM163 218V217H162ZM174 218V217H173ZM184 218V217H183ZM186 218V217H185ZM184 218V220H186ZM76 219V218H75ZM145 219H147V218H145ZM165 219V218H164ZM188 219V218H187ZM205 219V218H204ZM17 220V219H16ZM19 220V219H18ZM24 220V219H23ZM249 220V219H248ZM9 221V220H8ZM144 221V220H143ZM174 221V220H173ZM197 221V220H196ZM195 221V222H196ZM147 222V221H146ZM181 222V221H180ZM194 222V223H195ZM259 222V221H258ZM253 223V222H252ZM75 224V223H74ZM254 224H256V223H254ZM235 225H236V223H235ZM250 225V224H249ZM7 226V225H6ZM39 226V225H38ZM255 226V225H254ZM4 228V227H3ZM70 228V227H69ZM182 229V228H181ZM2 230V229H1ZM6 230V229H5ZM4 230V231H5ZM95 230V229H94ZM195 231V230H194ZM230 231V230H229ZM134 232H136V231H134ZM174 232V231H173ZM185 232V231H184ZM183 232V234H185ZM196 232V231H195ZM200 232V231H199ZM80 233V232H79ZM139 233V232H138ZM157 233V232H156ZM201 233V232H200ZM54 234V233H53ZM170 234H172V232L170 233ZM176 234H177V232H176ZM186 234H187V232H186ZM205 234V233H204ZM55 235V234H54ZM78 235V234H77ZM168 235V234H167ZM166 235V236H167ZM173 235V234H172ZM175 235V234H174ZM180 235H181V232H180ZM179 235V236H180ZM53 236V235H52ZM151 236H152V234H151ZM156 236V235H155ZM154 236V237H155ZM159 235H157L156 236V238L154 239V243H155V245L157 246V244H158V242H159V238H157ZM165 235L163 236L164 238H167ZM176 237H177V235H175ZM198 236H199V234H198ZM198 236H196V234H195V237H198ZM72 237V236H71ZM194 233H191V234H187L186 236H183V237H179L178 238V240H181V242L179 243V244H176L173 248L171 247V249H169V250H171V253H172V257L175 259V260H179V259H185V260H187V255H186V252H187V249L189 248V245H190V247H191V243L194 241L195 242V240H194ZM151 239V238H150ZM170 239V238H169ZM67 241V240H66ZM65 241V242H66ZM149 241V240H148ZM151 241V240H150ZM166 240L165 239H162V241H160L159 243H161V242H165ZM169 241V240H168ZM168 241H166L167 243H168ZM177 241V240H176ZM197 241V240H196ZM68 242H69V240H68ZM152 242V241H151ZM152 242V243H153ZM202 242V241H201ZM178 243V242H177ZM62 244H63V242H62ZM66 244V243H65ZM198 244V243H197ZM6 245V244H5ZM153 245L154 244H152V247H153ZM146 246V245H145ZM156 246H154V247H156ZM161 246V245H160ZM163 246V245H162ZM165 246V245H164ZM194 246V245H193ZM144 247V246H143ZM149 247H151V244H149ZM213 247V246H212ZM211 247V248H212ZM66 248V247H65ZM140 248V247H139ZM194 248V247H193ZM102 249V248H101ZM148 249V248H147ZM155 248H153V250H154ZM168 249V248H167ZM102 250H104V249H102ZM150 250V249H149ZM152 250V249H151ZM152 250V251H153ZM164 250V248H162V250L161 251H163ZM108 251V250H107ZM155 251V250H154ZM160 251V250H159ZM148 252V251H147ZM166 253H167V251H165ZM190 252V251H189ZM251 252V251H250ZM68 253V252H67ZM152 253V252H151ZM156 253V252H155ZM162 253V252H161ZM170 253V254H171ZM100 254V253H99ZM145 254H148V253H145ZM154 254V253H153ZM152 254V255H153ZM165 254V253H164ZM213 254V253H212ZM155 255V254H154ZM161 255H163V254H161ZM160 255V256H161ZM167 255H169V254H167ZM215 255H216V253H215ZM252 255V254H251ZM146 256V255H145ZM159 255H157L156 257H158ZM159 256V257H160ZM189 256V255H188ZM205 256V255H204ZM147 257V256H146ZM149 257V256H148ZM154 257V256H153ZM152 257V258H153ZM163 257V256H162ZM191 257V256H190ZM164 258V257H163ZM196 258V257H195ZM32 259V258H31ZM155 258H153V260H154ZM166 259V258H165ZM171 259V258H170ZM17 260H19V258L17 259ZM149 260V259H148ZM160 260H162V259H160ZM236 260L238 261V263H241V264H247L246 262H245V256H243V253H242V251H240V252H238V254L236 255ZM30 261V260H29ZM146 261V260H145ZM144 261V262H145ZM166 261V260H165ZM204 261V260H203ZM157 262V261H156ZM171 262V261H170ZM195 262V261H194ZM140 263H142V264H144L143 262H140ZM153 263V262H152ZM159 263V262H158ZM182 263V262H181ZM186 263V262H185ZM198 263V262H197ZM196 263V264H197ZM201 263H202V261H201ZM201 263H199V264H201ZM0 264H13V260H12V258L10 259V258H4V259H2V262H0ZM148 264V263H147ZM150 264V263H149ZM169 264V263H168ZM172 264V263H171ZM190 264V263H189Z\"/></svg>",
    "mask_w": 264,
    "mask_h": 264
}]
</instances>
